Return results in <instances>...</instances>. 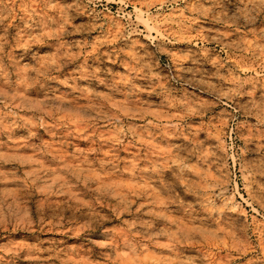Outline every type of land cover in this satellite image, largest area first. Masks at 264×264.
<instances>
[{
    "label": "rangeland",
    "instance_id": "1",
    "mask_svg": "<svg viewBox=\"0 0 264 264\" xmlns=\"http://www.w3.org/2000/svg\"><path fill=\"white\" fill-rule=\"evenodd\" d=\"M0 264H264V0H0Z\"/></svg>",
    "mask_w": 264,
    "mask_h": 264
}]
</instances>
